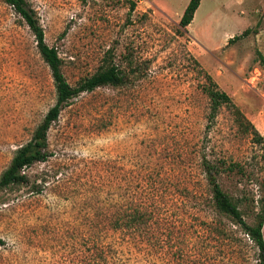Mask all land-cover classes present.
I'll list each match as a JSON object with an SVG mask.
<instances>
[{
    "label": "rangeland",
    "instance_id": "obj_1",
    "mask_svg": "<svg viewBox=\"0 0 264 264\" xmlns=\"http://www.w3.org/2000/svg\"><path fill=\"white\" fill-rule=\"evenodd\" d=\"M130 1L133 10L128 0H26L70 85L108 54L128 80L73 99L48 132L52 157L25 169L26 183L0 190V264H90L89 240L104 236L113 247L106 264H258L254 244L217 216L201 158L242 168H222L218 182L255 224L264 0H201L186 28L189 0ZM207 76L235 107L220 106L213 120ZM55 98L33 34L0 0V175ZM134 206L155 211L146 234L111 231Z\"/></svg>",
    "mask_w": 264,
    "mask_h": 264
},
{
    "label": "trees",
    "instance_id": "obj_2",
    "mask_svg": "<svg viewBox=\"0 0 264 264\" xmlns=\"http://www.w3.org/2000/svg\"><path fill=\"white\" fill-rule=\"evenodd\" d=\"M10 6L15 14L26 24L34 36L37 51L50 70L55 91V103L48 109L42 121L34 129L30 139L24 145L17 148L10 160L7 168L0 175V190L11 189L15 186L27 182V177L24 170L30 168L36 163H43L52 157V153L48 148V132L51 126L58 120L61 111L66 108L70 102L83 93H90L94 90L106 86L120 87L126 84L127 76L113 63L109 54L105 57V65L99 68L94 74L89 77L79 80L75 85H70L65 79L61 66L62 61L58 56L55 48L49 47L44 40V32L40 26L35 12L27 4L26 0H2ZM130 10L134 9V3L130 0ZM201 0H189L182 16L179 19V26L186 28L193 20ZM248 34V30L243 32V36ZM238 38V37H236ZM232 38L229 42H233ZM232 40V41H231ZM259 62L264 71V57L259 55ZM209 85L203 87V91L208 95L211 102L210 120H213L219 107L229 105L233 108L228 95L220 91L217 86L212 83L207 76ZM243 122L241 123L246 130H250L253 139L256 143L262 142L260 133L238 112ZM260 158L264 163V145L261 144ZM201 168L205 176V181L211 194L212 206L218 217H226L230 220L233 226L239 228L240 232L247 237L256 248L258 255V264H264V240H263V225H264V181L261 182V198L260 202L263 206L255 213V224H249L243 217L239 209L238 203L221 189L218 182V174L222 168L227 171L241 172L242 168L238 164L229 163H214L203 156L201 158ZM264 171V169H263ZM155 211H147L139 206L125 208L109 222V229L113 232L128 234V236H139L142 233L146 234V229L154 220ZM216 233L224 236V231L220 228L216 229ZM105 241L102 237L89 240L90 264H106L108 251L113 250L112 244ZM3 241L0 240V245Z\"/></svg>",
    "mask_w": 264,
    "mask_h": 264
},
{
    "label": "crops",
    "instance_id": "obj_3",
    "mask_svg": "<svg viewBox=\"0 0 264 264\" xmlns=\"http://www.w3.org/2000/svg\"><path fill=\"white\" fill-rule=\"evenodd\" d=\"M193 21V20H192ZM190 25V24H189ZM228 39V38H227Z\"/></svg>",
    "mask_w": 264,
    "mask_h": 264
}]
</instances>
